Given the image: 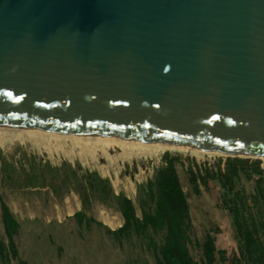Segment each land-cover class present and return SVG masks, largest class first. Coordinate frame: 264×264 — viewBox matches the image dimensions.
<instances>
[{
  "label": "water",
  "instance_id": "1",
  "mask_svg": "<svg viewBox=\"0 0 264 264\" xmlns=\"http://www.w3.org/2000/svg\"><path fill=\"white\" fill-rule=\"evenodd\" d=\"M0 125L264 158V0H0Z\"/></svg>",
  "mask_w": 264,
  "mask_h": 264
},
{
  "label": "rangeland",
  "instance_id": "2",
  "mask_svg": "<svg viewBox=\"0 0 264 264\" xmlns=\"http://www.w3.org/2000/svg\"><path fill=\"white\" fill-rule=\"evenodd\" d=\"M11 136L10 139L0 141V196L20 223L15 242L21 259L29 264H155L152 253L147 249L146 238L131 235L117 242L108 234V229L116 230L123 223L114 206L94 201L85 212L87 218H93L97 223L86 225L87 219L81 225L77 223L73 215L84 209L79 195L72 189L68 190L67 186L72 188L73 184L65 181L67 171L62 167L72 166L79 173L97 172L110 181L116 193L130 198L140 214L139 188L154 176L156 169L163 164L165 154L180 156L185 167L189 165L188 160H193L201 167L206 165L213 168L219 161L223 165L229 157L205 151L130 144L127 146L132 150L136 148L137 156L119 157L117 151L111 156L101 151L92 155V158L88 152L81 153L72 139L63 136L57 137L61 144L58 146L50 142L55 137L48 133L37 134L33 138L26 133L21 138L16 133ZM45 143L51 145L47 147ZM95 143L101 147V142L89 140L90 145ZM141 146L146 153H141ZM261 161L264 164V160ZM49 168H62L56 175L57 180L53 182L56 190L62 191L58 194H52L51 189L43 188L40 180L29 178V172L34 169L38 175L43 171L49 181ZM178 173L188 196L191 213V255L200 264H204L198 243L202 244L205 235L210 233L215 238L217 250L226 252L225 261L217 260L214 264H233L238 244L230 218L221 207L220 185L218 182H210L208 190L201 187L200 194L196 195L185 169L178 166ZM240 187L252 193L255 181H247L242 176L238 182V188ZM105 215L118 218L117 225L112 227L104 222ZM153 237L157 241L161 239V235ZM1 238L6 240L3 231ZM262 239L264 240V234ZM11 264L16 262L12 261Z\"/></svg>",
  "mask_w": 264,
  "mask_h": 264
},
{
  "label": "trees",
  "instance_id": "3",
  "mask_svg": "<svg viewBox=\"0 0 264 264\" xmlns=\"http://www.w3.org/2000/svg\"><path fill=\"white\" fill-rule=\"evenodd\" d=\"M163 165L156 169L145 185L140 186V214L130 198L116 193L106 178L97 172H81L72 166L62 167L67 171L65 181L72 183V188L80 197L83 211L73 215L78 224L97 223L87 218L94 201L114 206L123 219V224L116 230L107 232L117 242L124 237L135 235L147 239V249L152 253L155 264H200L190 253L191 213L187 193L178 173V166L185 169L193 192L200 194V188L208 190L210 182H218L222 189L221 207L227 212L238 244L233 264H264V164L261 160L228 157L225 163L219 161L213 168L201 167L193 160L189 165L180 156L165 154ZM62 168H49V181L44 172H29L30 180H40L43 188L58 194L53 182ZM42 169V168H41ZM54 174V175H53ZM8 175V174H7ZM9 176V175H8ZM244 176L247 181H255V188L248 193L244 187L238 188V182ZM9 178H11L9 176ZM37 182V181H36ZM1 193V181H0ZM20 223L0 196V262L1 264H29L22 260L15 238L19 235ZM4 233L5 239L1 238ZM154 235H161L159 241ZM203 253L204 264H214L217 260L225 261V251H218L215 238L210 233L205 235L202 244L198 243ZM218 256V258H217Z\"/></svg>",
  "mask_w": 264,
  "mask_h": 264
},
{
  "label": "bare ground",
  "instance_id": "4",
  "mask_svg": "<svg viewBox=\"0 0 264 264\" xmlns=\"http://www.w3.org/2000/svg\"><path fill=\"white\" fill-rule=\"evenodd\" d=\"M21 138L24 133L28 135V137L33 138L34 135L37 134H44L48 133L51 136H54L55 138L51 139V143H53L55 146H58L60 144V141L57 139V137H65L67 139H72L76 144L75 147L81 152V153H90L91 157L94 158L92 155H95L99 152L107 153L108 155L112 154L117 151L119 153V157L126 156L129 157L130 155L137 156L138 152H136V148L134 150L130 149L127 145L133 144V145H142L145 147H154V148H166V149H182V150H197V151H205L198 148H193L191 146L186 145H170L165 143H158L153 141H144V140H137V139H129V138H117V137H100V136H90V135H82V134H65V133H52V132H45V131H38V130H25L20 128H14L10 126H1L0 125V141L7 140L12 138L11 134H15ZM89 140H92L94 142H101V147L97 143L94 145L89 144ZM47 147H49L50 143H45ZM118 144H122V146H118ZM61 145V144H60ZM141 146V147H142ZM143 148V147H142ZM69 153V150H67ZM78 151V152H79ZM147 151L145 148H143L141 153H146ZM213 154H221L216 153L212 151H205ZM242 158H255L264 160L263 157L256 156L253 154H240L238 155ZM99 157V156H98ZM68 202V201H67ZM101 218V217H100ZM118 218L110 217L109 215H105L104 222L108 223V225L114 227L117 224ZM102 221V218H101Z\"/></svg>",
  "mask_w": 264,
  "mask_h": 264
},
{
  "label": "crops",
  "instance_id": "5",
  "mask_svg": "<svg viewBox=\"0 0 264 264\" xmlns=\"http://www.w3.org/2000/svg\"><path fill=\"white\" fill-rule=\"evenodd\" d=\"M78 212H79V211H78ZM76 213H77V212H76ZM122 224H123V223H122ZM121 226H122V225H121ZM121 226H120V227H121ZM120 227H119V228H120Z\"/></svg>",
  "mask_w": 264,
  "mask_h": 264
},
{
  "label": "built area",
  "instance_id": "6",
  "mask_svg": "<svg viewBox=\"0 0 264 264\" xmlns=\"http://www.w3.org/2000/svg\"><path fill=\"white\" fill-rule=\"evenodd\" d=\"M162 165H163V164H162ZM162 165H161V166H162ZM151 177H152V176H151Z\"/></svg>",
  "mask_w": 264,
  "mask_h": 264
}]
</instances>
